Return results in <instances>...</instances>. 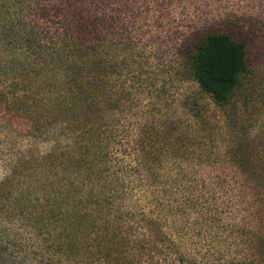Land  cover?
<instances>
[{
	"label": "rangeland",
	"instance_id": "374dc122",
	"mask_svg": "<svg viewBox=\"0 0 264 264\" xmlns=\"http://www.w3.org/2000/svg\"><path fill=\"white\" fill-rule=\"evenodd\" d=\"M64 1L0 0V230L22 221L63 257L59 264H264V0ZM78 15L91 32L118 44L119 75L105 76L115 87L104 88L102 106L120 98L116 108L107 109L115 115L113 124L124 116L135 134L143 131L141 140L131 135L130 147L140 141L142 150L175 148L178 160L191 167L188 177L212 187L193 191V206L158 211L152 217L158 225L122 209L128 243L108 245V254L91 224L71 220L76 206L78 216L88 217L87 188L73 195L65 214L62 201L32 208L24 202L30 191L56 189L58 175L70 171L59 168L56 143L65 124H59L56 99L62 90L54 83L63 72L37 38L53 35ZM210 32L246 44L247 72L226 111L201 92L187 69L188 55ZM112 56L104 52L107 61ZM123 84L132 87L130 96ZM142 150L137 154L145 161ZM104 200L101 193L93 207L100 228ZM32 257L27 264H58Z\"/></svg>",
	"mask_w": 264,
	"mask_h": 264
},
{
	"label": "trees",
	"instance_id": "16d2710c",
	"mask_svg": "<svg viewBox=\"0 0 264 264\" xmlns=\"http://www.w3.org/2000/svg\"><path fill=\"white\" fill-rule=\"evenodd\" d=\"M80 15L74 19L68 17L71 20H64L66 26H58L53 35L44 34V37L37 38L38 43L45 44L42 48L47 57H57L59 61L55 67L63 72L61 80L54 83L62 90L56 99L59 103V124H65L56 143L62 153L59 168L70 171L67 177L58 175L61 183L56 189L45 188L41 193L30 191L24 202L32 208L42 202L60 204L62 201V214H65L74 201L73 195L80 188H87L91 192L90 201H84L89 205L88 217L85 218L83 213L78 216L76 206L71 220L79 221L80 225L83 221L91 224L89 229L101 234L102 241L98 244H103L107 253L108 245L128 243L121 230L122 209L131 218L158 225L157 219H152L158 211L187 202L193 206L195 203L189 195L199 187L205 191L212 187L203 179L199 181L188 177L187 171L191 167L182 159L178 160L177 150L173 147L172 152L168 147L157 151H154L155 148L142 150L140 141L134 143L135 147H130V143L133 144L129 139L133 137L131 135L141 140L143 131L140 132L141 137L139 133L135 134L134 128L124 123L126 119L123 115L122 121L117 115L113 124L115 115L109 116L107 109L116 108L120 98L111 97L107 104L109 108L102 106L103 91L109 82H106L105 76L119 75V66L114 60L117 57L115 45L118 44L91 32ZM107 50L113 53L111 61L104 59ZM246 54L243 41H237L226 33L210 32L199 39L188 55L187 69L194 82L224 111L229 107L240 76L247 72ZM108 86L113 88L115 84L111 82ZM131 88L124 85L122 90L130 96ZM118 92L121 94L123 91ZM105 113L111 118L110 122H107ZM138 149L146 155L145 161L139 160ZM157 154L160 158L156 157ZM101 193L105 200L99 206L98 215L106 213L102 228L96 222L99 217L95 210ZM90 210L94 214H90ZM158 218L161 220V217ZM10 226L0 230V264H27L31 253L36 256L32 257L34 261L39 257L50 263L63 261V257L46 248L40 236L22 221L16 219ZM10 233H14L11 238L8 236Z\"/></svg>",
	"mask_w": 264,
	"mask_h": 264
}]
</instances>
